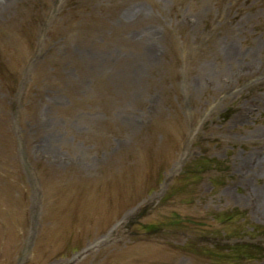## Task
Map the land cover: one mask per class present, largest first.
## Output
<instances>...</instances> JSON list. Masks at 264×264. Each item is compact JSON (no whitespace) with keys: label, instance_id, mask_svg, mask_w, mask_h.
I'll use <instances>...</instances> for the list:
<instances>
[{"label":"rangeland","instance_id":"obj_1","mask_svg":"<svg viewBox=\"0 0 264 264\" xmlns=\"http://www.w3.org/2000/svg\"><path fill=\"white\" fill-rule=\"evenodd\" d=\"M0 264H264V0H0Z\"/></svg>","mask_w":264,"mask_h":264},{"label":"trees","instance_id":"obj_2","mask_svg":"<svg viewBox=\"0 0 264 264\" xmlns=\"http://www.w3.org/2000/svg\"><path fill=\"white\" fill-rule=\"evenodd\" d=\"M233 251L238 252L241 258H250L252 260L255 259V256L260 254V251L258 249H251L249 245H246V247L240 246L237 250L235 249ZM235 259H237L236 256H235Z\"/></svg>","mask_w":264,"mask_h":264}]
</instances>
